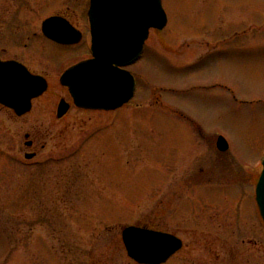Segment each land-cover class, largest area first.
Instances as JSON below:
<instances>
[{
  "label": "rangeland",
  "instance_id": "374dc122",
  "mask_svg": "<svg viewBox=\"0 0 264 264\" xmlns=\"http://www.w3.org/2000/svg\"><path fill=\"white\" fill-rule=\"evenodd\" d=\"M161 1L168 23L128 69L130 104L110 113L72 107L57 119L59 101L70 102L59 77L86 49L27 44L28 19H82L89 0H0L2 59L50 81L28 115L0 111V264H135L121 242L129 226L182 241L166 264H264L254 201L264 0ZM217 137L228 152L217 151Z\"/></svg>",
  "mask_w": 264,
  "mask_h": 264
},
{
  "label": "water",
  "instance_id": "95a60500",
  "mask_svg": "<svg viewBox=\"0 0 264 264\" xmlns=\"http://www.w3.org/2000/svg\"><path fill=\"white\" fill-rule=\"evenodd\" d=\"M92 59L80 63L60 78L77 108L93 111H115L132 100L135 82L124 70L142 55L150 30L161 31L167 18L161 0H90ZM66 23L57 18L43 25L44 35L61 45L74 41L67 38ZM68 29V28H67ZM70 31V30H67ZM45 79L33 76L15 63L0 62V104L13 110L17 117L28 114L32 101L47 91ZM69 105L61 101L57 118L61 119ZM221 153L229 149L224 138L217 139ZM33 155H27L31 159ZM256 186V203L264 222V159ZM121 238L127 255L137 264H164L182 249L176 237L137 227L123 229Z\"/></svg>",
  "mask_w": 264,
  "mask_h": 264
},
{
  "label": "flooded vegetation",
  "instance_id": "af4514ba",
  "mask_svg": "<svg viewBox=\"0 0 264 264\" xmlns=\"http://www.w3.org/2000/svg\"><path fill=\"white\" fill-rule=\"evenodd\" d=\"M88 10V9H87ZM42 13V12H41ZM49 18H59L61 19V21L65 22L66 23V27L68 28H65V32H67V38L71 41H74L73 45L71 46H60V45H57L53 42H50L47 40L46 36L44 35V33L42 32V26L44 24V22L49 19ZM35 20V17L31 19H28L29 20V23L28 25H34V31L31 32L30 36L27 37L26 41H27V44L33 40H36V39H39V40H42V41H45L46 43H50L51 45L55 46V47H58L60 49H67V50H75L77 48H81V49H86V53L83 54L80 58H78L74 63H72L69 67H67L66 69L63 70V72H65V70H67L68 68L76 65V64H79L81 62H84V61H87L89 59H91V54L89 52V48L88 46L90 45V31H89V23H88V18H87V11L84 12V17L81 19L79 17H76V19L74 20L73 18H70L69 16H66V15H52V16H49V17H44L43 20ZM23 22L25 23V18L23 19ZM39 26V27H38ZM67 30H70V31H67ZM25 45L24 48H27L28 45ZM83 47V48H82ZM4 53L3 50L0 51V60L2 62H7V61H15V62H18L20 64H22L23 66H25L32 74L34 75H37V76H42L44 77L46 80H47V83H48V87L50 85V81L48 79V77H46L45 75L43 74H40V73H36L32 70H30L24 63H22L20 60H17V59H2V54ZM66 90V89H64ZM61 100H65V99H61ZM60 100V101H61ZM70 100V99H69ZM66 101V100H65ZM68 102V101H66ZM71 105V100L70 102ZM72 108V105L70 107V109ZM76 109V108H75ZM79 111H83V110H80V109H77ZM0 111H5L7 113H10L11 115H14L13 112L9 109H6L2 106H0ZM87 112V111H86ZM29 138V136H28ZM25 147L28 148V149H32L34 147V143L32 141H28L25 143ZM27 155V154H25ZM24 155V157H25ZM28 155H33V158L31 160H33L35 157H36V154L35 153H31V154H28Z\"/></svg>",
  "mask_w": 264,
  "mask_h": 264
}]
</instances>
